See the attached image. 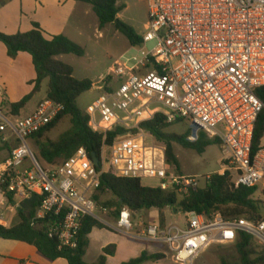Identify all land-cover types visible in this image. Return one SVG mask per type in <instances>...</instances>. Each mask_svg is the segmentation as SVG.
I'll list each match as a JSON object with an SVG mask.
<instances>
[{
  "label": "built area",
  "instance_id": "1",
  "mask_svg": "<svg viewBox=\"0 0 264 264\" xmlns=\"http://www.w3.org/2000/svg\"><path fill=\"white\" fill-rule=\"evenodd\" d=\"M149 23L143 43L154 51L123 58L111 69L102 95L86 114L89 127L106 136L121 129L111 146H103L100 168L85 148L65 163L43 169L31 138L64 110L45 99L27 115H14L0 102V144L8 158L0 165V225L12 194L16 205L38 196L31 228L57 238L60 249L78 246L82 221L92 217L126 237L162 245L175 264H194L213 245L233 244L239 232L264 246V220H226L196 212L183 213L184 228L146 223L140 213L123 208L116 221L110 210L93 199L103 174L137 180H158L163 191L187 193L207 184L167 165L166 147L142 127L158 115L168 125H189L186 141L201 134L222 150V171L235 186H258L264 180V147L252 156L259 115L264 109L256 95L264 87V0H148ZM106 81V80H105ZM104 81V82H105ZM108 85V84H106ZM110 152L108 157L106 154ZM110 219V220H109Z\"/></svg>",
  "mask_w": 264,
  "mask_h": 264
},
{
  "label": "trees",
  "instance_id": "2",
  "mask_svg": "<svg viewBox=\"0 0 264 264\" xmlns=\"http://www.w3.org/2000/svg\"><path fill=\"white\" fill-rule=\"evenodd\" d=\"M92 7L97 16L100 27L114 24L116 29L123 33L132 46H139L143 38L127 24L119 19V14L124 9L118 6L119 0H74ZM0 42L5 45L8 55L15 58L20 53L28 54L33 61L36 70V79L33 81L32 92L21 101L11 105L14 115H21L34 95L40 92L42 82L49 78V90L47 99L63 105L64 110L46 128L34 134L36 150L34 155L38 163L49 167L58 166L67 162L80 148H85L88 155H102L103 146H111L116 137L123 133L121 129L104 135L94 132L89 127V116L82 111L77 101L81 95L93 88L90 80H78L74 77V69L59 59L63 55H75L82 57L85 50L67 36H47L38 24L28 33L6 35L0 33ZM256 95L264 105V87L256 90ZM65 119H69L70 127L56 140L47 137ZM177 124V123H176ZM165 123L160 115L154 120L142 125L158 143L166 147L167 165L174 167L181 173V165L175 153V145L194 150L203 155L207 148L219 144L216 140L208 139L201 134L197 143L190 144L186 141L189 131L183 135L170 133L174 126ZM264 147V109L256 123L252 143V156H255ZM8 149L7 146H5ZM45 169V168H43ZM257 186L241 184L235 186L234 179L229 172H219L212 175L211 180L200 187L191 188L187 193H179L175 190L163 191L160 188L145 187L142 181L116 177L113 173L103 174L100 179V187L96 190L93 199L99 206L110 210V218H117L123 208L140 213L158 210L160 224L164 226L165 210L186 213L189 211L210 218L216 213L226 220L241 218L258 222L264 220V202L255 199ZM112 198L107 199L106 196ZM9 205L15 203L14 196L8 195ZM29 201V203H28ZM40 199L34 196L23 202L16 211V221L9 222L7 227L0 225V239L18 241L36 248L46 258L54 261L59 258L66 259L68 264H86L85 255L89 248V235L94 228H107L92 217H86L82 221L78 246L74 249L62 248L57 238L49 239L44 230H35L30 226V220L35 215ZM235 248L239 257V264H264V246L255 242V239L247 233L239 232L235 242ZM115 246H109L103 250V255L97 264H107V257L115 254ZM164 254H149L143 252L141 256L124 264H144L148 261H160L165 259ZM222 264H228L222 260Z\"/></svg>",
  "mask_w": 264,
  "mask_h": 264
},
{
  "label": "rangeland",
  "instance_id": "3",
  "mask_svg": "<svg viewBox=\"0 0 264 264\" xmlns=\"http://www.w3.org/2000/svg\"><path fill=\"white\" fill-rule=\"evenodd\" d=\"M118 5L124 7L119 14V19L130 26L138 36L143 38L146 33V26L149 23L148 0H119ZM71 37L73 41L84 48L85 55L82 57L63 55L60 56L59 59L73 67L74 77L76 79H87L93 82V88L81 95L77 101L79 108L84 112H86L87 108L94 104L102 95L104 90L101 87L105 86L109 88L111 85L115 86L114 83L111 84L112 82L107 81V79L110 76L111 69L117 61H123V58H131L134 56L141 58V50L149 53L154 51L156 47L155 42L132 46L128 38L118 31L114 24H108L104 28H101L99 20L94 12H92L88 21L85 22L84 30L80 34H72ZM25 56L29 55L27 54ZM24 60L21 61V59H17V56L15 58L10 57L5 45L0 42V99L4 98L3 105L6 110H10L12 104L21 101L25 96L29 95L34 88V79H32L34 74L33 67L31 63L27 65L26 62L27 60L29 62V59ZM21 65H24L22 69H17L21 67ZM20 71H22V74ZM21 75L24 76L27 85L21 82L19 78ZM48 90L49 78H45L42 82L40 92L33 96L28 104L26 112L30 111L40 101L44 100L47 97ZM69 127L70 121L69 119H65L56 129L48 134L47 137L56 140L62 133L67 131ZM187 131H189V125L185 122L177 123L169 129L170 133L177 135H183ZM0 146L2 145L0 144ZM31 146L35 151L36 148L33 140H31ZM174 148L181 165L180 174L203 178L222 171V160L224 156L219 144H214L207 148L203 155H199L194 150L183 148L180 145H175ZM7 155L8 149L2 147L0 149V163ZM106 155L109 157L110 152L108 151ZM42 166L45 169L49 168L46 164H42ZM142 184L150 188H159L160 186L158 180L145 179L142 180ZM257 187L258 191L255 194V199L264 202V180L260 182ZM106 198L109 199L112 198V196L107 195ZM23 202H21L20 205ZM147 212V214L140 212L143 218L142 221L157 224L160 222L158 210L152 209ZM5 215L7 219L13 216H15L16 219V211H13L10 205ZM164 215L167 225H175L184 228L187 224V218L181 212L177 213L167 209ZM255 242L261 245L256 240ZM165 251L168 253L167 248ZM204 253L207 254L202 257L203 264H222V260H225L228 264H239L235 243L213 245Z\"/></svg>",
  "mask_w": 264,
  "mask_h": 264
},
{
  "label": "crops",
  "instance_id": "4",
  "mask_svg": "<svg viewBox=\"0 0 264 264\" xmlns=\"http://www.w3.org/2000/svg\"><path fill=\"white\" fill-rule=\"evenodd\" d=\"M92 12L90 5L74 0H0V33L6 35L28 33L33 29L34 24H38L47 36L64 35L73 40L72 34H80L84 30L85 22L91 17ZM25 55L27 54L20 53L17 59L19 58L21 61L29 59V62L27 60L26 63L27 65L31 63L34 72L32 79L35 80L36 70L32 58ZM22 66L24 65L17 69H22ZM20 73L22 74V71ZM19 78L21 82L27 85L24 76L21 75ZM42 101L26 112L28 103L21 115L27 116L33 113ZM0 102L4 104V98L0 99ZM2 147L4 146H0V149ZM7 158L8 155L4 157L0 165ZM19 206L20 204L14 203L11 209L17 211ZM143 213L147 214L148 212L144 211ZM117 219L118 217L111 220L116 221ZM10 221H16L15 216L10 218ZM109 246H115L116 249L113 256L107 257V264L127 263L138 258L145 251L149 254H164L166 258L160 261H148L144 264H175L171 257L166 254L165 246H154L126 237L108 228H94L92 230L89 235V248L85 255V263L97 264L103 255V250ZM205 254L207 253H202L194 264H203L202 257ZM0 264H68V262L63 258L52 261L32 246L18 241L0 239Z\"/></svg>",
  "mask_w": 264,
  "mask_h": 264
},
{
  "label": "water",
  "instance_id": "5",
  "mask_svg": "<svg viewBox=\"0 0 264 264\" xmlns=\"http://www.w3.org/2000/svg\"><path fill=\"white\" fill-rule=\"evenodd\" d=\"M94 165L97 167V168H100V158L96 155V154H93L92 157H91Z\"/></svg>",
  "mask_w": 264,
  "mask_h": 264
}]
</instances>
